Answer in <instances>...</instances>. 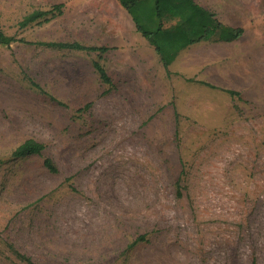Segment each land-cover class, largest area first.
I'll return each instance as SVG.
<instances>
[{
	"label": "rangeland",
	"instance_id": "374dc122",
	"mask_svg": "<svg viewBox=\"0 0 264 264\" xmlns=\"http://www.w3.org/2000/svg\"><path fill=\"white\" fill-rule=\"evenodd\" d=\"M194 1L243 34L167 72L117 0H0V264H264V0Z\"/></svg>",
	"mask_w": 264,
	"mask_h": 264
},
{
	"label": "trees",
	"instance_id": "16d2710c",
	"mask_svg": "<svg viewBox=\"0 0 264 264\" xmlns=\"http://www.w3.org/2000/svg\"><path fill=\"white\" fill-rule=\"evenodd\" d=\"M130 16L136 32L154 49L162 67L168 72L176 57L187 48L207 43L214 39L231 43L241 38L243 29L231 28L221 23L217 16L203 8L194 0H117ZM60 9L59 6L56 7ZM43 12H33L19 24L21 28L42 19ZM14 38L0 31V45L9 46ZM51 49L73 50L81 52H105L106 48L88 47L79 43H42ZM100 78L109 82L105 70L98 63L94 64ZM230 94L236 92L229 91ZM44 146L34 140L19 145L12 156L25 158L40 156ZM44 167L52 174L57 168L50 159L43 161Z\"/></svg>",
	"mask_w": 264,
	"mask_h": 264
},
{
	"label": "crops",
	"instance_id": "0c3cea01",
	"mask_svg": "<svg viewBox=\"0 0 264 264\" xmlns=\"http://www.w3.org/2000/svg\"><path fill=\"white\" fill-rule=\"evenodd\" d=\"M227 26H229V27L233 28V27H232V26H230V25H227ZM181 53H182V52H181ZM171 66H174V67H175V69L177 70V57H176L175 61L173 62V64H172Z\"/></svg>",
	"mask_w": 264,
	"mask_h": 264
}]
</instances>
